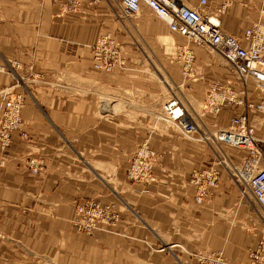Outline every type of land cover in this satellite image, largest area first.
Instances as JSON below:
<instances>
[{
  "label": "crops",
  "instance_id": "0c3cea01",
  "mask_svg": "<svg viewBox=\"0 0 264 264\" xmlns=\"http://www.w3.org/2000/svg\"><path fill=\"white\" fill-rule=\"evenodd\" d=\"M107 1L0 0V111L6 92V99L26 97L22 127L9 147L0 144V264H199L192 254L210 251L250 264L249 251L264 237V209L243 198L225 170L220 188L199 204L185 180L212 163L209 147L151 131L148 103L161 104L139 87L146 86L140 74L95 70L92 46L115 31ZM225 1L211 0L210 8ZM233 1L220 16L226 32L239 36L264 20V0ZM204 72L192 85L201 102ZM147 139L158 155L157 180L143 185L127 171ZM31 159L42 162L38 172ZM117 196L127 209L115 228L77 230L82 198Z\"/></svg>",
  "mask_w": 264,
  "mask_h": 264
},
{
  "label": "built area",
  "instance_id": "2783aa9c",
  "mask_svg": "<svg viewBox=\"0 0 264 264\" xmlns=\"http://www.w3.org/2000/svg\"><path fill=\"white\" fill-rule=\"evenodd\" d=\"M211 0H198L187 4L181 0H121L120 14L124 18L137 15L147 6L163 19L173 34L187 40L189 51L185 63L192 66L194 56L191 44L211 47L230 66L234 80H216L206 92L203 108L198 112L187 106L177 95H172L161 108L162 121L170 125L182 138L204 144L214 150L216 164L195 170L189 184L195 190V200L202 204L219 188L222 170L242 186L243 193H250L255 202L264 209V138L254 123L256 117L264 116V21L247 28L241 35H234L222 28L220 15L226 8H210ZM123 43L113 32L102 33L92 46L93 65L98 72L116 73L122 70ZM11 66L16 63L8 61ZM6 68L5 65L2 66ZM235 81V82H234ZM253 87V88H252ZM0 111V144L11 145L14 133L23 125L22 109L26 103L23 93L6 99ZM228 118L229 125H219V119ZM210 120V121H209ZM27 137V133H21ZM234 148L239 159L225 150ZM158 155L150 141L145 140L133 154L128 171L130 179L155 180L153 168ZM28 164L38 172L42 162L31 159ZM114 204L99 199H90L79 205L73 223L78 231L88 233L100 228H110L114 222L111 215ZM81 212L89 215L82 219ZM1 220V214H0ZM199 264H232L222 251L197 252L192 254ZM250 264H264V237L249 251Z\"/></svg>",
  "mask_w": 264,
  "mask_h": 264
},
{
  "label": "rangeland",
  "instance_id": "374dc122",
  "mask_svg": "<svg viewBox=\"0 0 264 264\" xmlns=\"http://www.w3.org/2000/svg\"><path fill=\"white\" fill-rule=\"evenodd\" d=\"M77 1H79L80 4L84 1L93 2V3L101 2V0H77ZM107 2H108L107 4L108 9H112V12L108 17L111 19V22L115 27V31L114 30L112 31L115 32L114 34H116L123 43V49H122V58L124 60L123 68L122 70L121 69L118 70L119 72L116 73H118L122 77H128V78H131L128 75L134 76L135 74H140L141 75L140 78L143 79V83L146 86L141 87L140 85L139 87L143 88V90H146L147 93L153 95L157 101L158 99L160 101L161 104L160 106H157L156 104L153 105L152 103H148L149 106L147 108V113L145 114V118L150 119V121L153 120V122L152 121L150 122L151 131H156V132L158 131L159 133L175 131L170 125L159 119L160 117L159 114L161 112L162 105L174 94L177 95L187 106H192L198 112H201L203 108V104L201 102L202 99L195 95L194 87L192 86L194 83H197L196 81L199 82L201 80V79L195 80L200 70H202V74H203L202 80L205 79L204 70L206 69V67L208 68L210 74V78L205 90V94L207 92L208 86L216 80H223V81L234 80L233 72L230 66L223 59V57L218 52L214 51L211 47H207V46L201 47L196 44H191L190 49L192 50V54H190V56L193 55L194 59L192 66H188V64L185 62L188 58L190 50L184 48L185 45H187L188 43L187 40H185L180 36H175L176 34H173L170 31L168 32L166 30L167 29L166 26H168L167 23L163 19L155 15L148 7L147 9H145V5L143 10L139 12L137 15L130 18H124L120 14L119 0H108ZM225 3L227 4V6L222 12V15L225 14L228 8L234 4V1L228 0L225 1L224 4ZM222 6H220L218 9H220ZM194 47L200 48L201 51L196 52ZM200 58H207L209 59V61L205 63V65L200 64L199 63ZM132 89H134L132 88V86L128 87L130 93ZM152 98L153 97H151L150 99L151 102H152ZM259 117L258 118L260 119V124L257 126V129L259 135L264 138V116H259ZM153 123L155 124L153 125ZM219 125L221 124L219 123ZM135 150L130 154L129 157L130 166L132 163L131 161ZM225 150H227L226 152L230 156H233L234 153L237 152V149L234 148H226ZM209 152L211 156H213V161L210 165H208V167L216 164L214 150L209 148ZM128 171H127V178L131 182H135V183L138 182V183H143V185H147L149 183H155L157 180V176L154 173V168L152 171L153 172L152 177L154 175L156 178L155 180H151V179L145 181L133 180L129 178ZM190 177L186 178L185 180L186 184H189ZM222 177L223 175L221 176L220 179L219 188L221 186ZM227 179L230 181L231 184H235L237 186L239 185L230 176H228ZM238 188L242 192L243 198L245 199L247 198L249 200L254 201V198L249 192L243 193L242 186L239 185ZM90 199H99L102 200L103 202H111L114 204L111 215L114 216L115 223L112 226H110V228H115L118 225L121 218L123 217L124 212L127 209L124 203L122 204V202L120 201L119 196L113 197L108 201H104L101 197H96V198L84 197L76 205L74 218L77 216L78 206L86 204V202ZM135 215H134V220L136 221L137 219ZM80 216L82 217V219H84L85 217H89V215L85 214L84 212H81ZM100 229H105V228H100ZM96 230H94V232ZM79 232H81L82 234L94 233V232L88 233V231L83 229Z\"/></svg>",
  "mask_w": 264,
  "mask_h": 264
},
{
  "label": "bare ground",
  "instance_id": "6f19581e",
  "mask_svg": "<svg viewBox=\"0 0 264 264\" xmlns=\"http://www.w3.org/2000/svg\"><path fill=\"white\" fill-rule=\"evenodd\" d=\"M261 116H263V114H260ZM259 117V116H258ZM254 123H255V125H256V127H257V124H256V122H255V120H254Z\"/></svg>",
  "mask_w": 264,
  "mask_h": 264
}]
</instances>
